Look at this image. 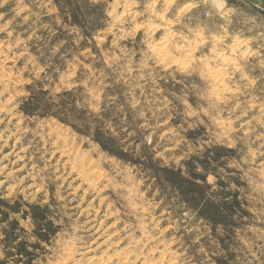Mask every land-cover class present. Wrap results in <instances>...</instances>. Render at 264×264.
Instances as JSON below:
<instances>
[{
    "label": "rangeland",
    "instance_id": "obj_1",
    "mask_svg": "<svg viewBox=\"0 0 264 264\" xmlns=\"http://www.w3.org/2000/svg\"><path fill=\"white\" fill-rule=\"evenodd\" d=\"M0 264H264V0H0Z\"/></svg>",
    "mask_w": 264,
    "mask_h": 264
}]
</instances>
